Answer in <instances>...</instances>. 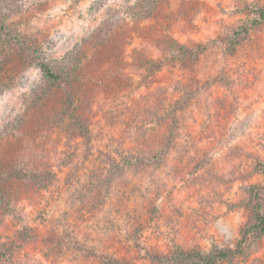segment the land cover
<instances>
[{
    "label": "rangeland",
    "instance_id": "rangeland-1",
    "mask_svg": "<svg viewBox=\"0 0 264 264\" xmlns=\"http://www.w3.org/2000/svg\"><path fill=\"white\" fill-rule=\"evenodd\" d=\"M262 8L0 0L1 264H264Z\"/></svg>",
    "mask_w": 264,
    "mask_h": 264
},
{
    "label": "trees",
    "instance_id": "trees-1",
    "mask_svg": "<svg viewBox=\"0 0 264 264\" xmlns=\"http://www.w3.org/2000/svg\"><path fill=\"white\" fill-rule=\"evenodd\" d=\"M258 13V17L260 19H264V8L257 10ZM256 22V21H255ZM40 69L42 70V72L48 76L51 80L53 81H58L62 78V76L59 73L54 72L50 66L47 63H40ZM18 172V171H17ZM5 175L3 174V178L2 176L0 177V182L7 178H9L10 175L11 178L15 177V173L13 171V173L9 174L4 172ZM44 172H36L34 170L29 169L28 171H24L23 177L24 178H33V177H38L40 175H43ZM263 173H264V164H263ZM1 194V193H0ZM2 196L0 195V201L2 200ZM256 222L253 225V229H255L257 232H262L264 230V214L260 212V203L259 201H257L256 203ZM230 254V252H226L223 250H218L216 252H212L210 253L208 256L206 257H202L200 256L196 261L192 262L191 264H216L217 261L226 258L228 255ZM105 259H110V257H106L104 256ZM109 263H112V260H108ZM3 262H9V258H7L5 256L4 253H1L0 251V264Z\"/></svg>",
    "mask_w": 264,
    "mask_h": 264
}]
</instances>
